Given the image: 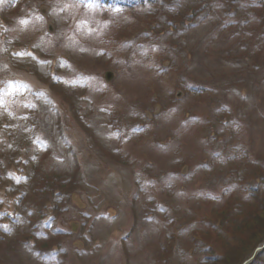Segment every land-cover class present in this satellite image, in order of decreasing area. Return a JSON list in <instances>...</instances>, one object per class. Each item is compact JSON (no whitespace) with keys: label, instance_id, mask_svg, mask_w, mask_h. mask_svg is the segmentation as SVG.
<instances>
[{"label":"rangeland","instance_id":"rangeland-1","mask_svg":"<svg viewBox=\"0 0 264 264\" xmlns=\"http://www.w3.org/2000/svg\"><path fill=\"white\" fill-rule=\"evenodd\" d=\"M26 1L28 5L21 6L37 8L35 17L44 21L43 29H32L37 25L28 19L27 26L24 21L19 20L25 13L24 9L14 14L3 12L6 13L4 22L7 26L14 24L15 27L10 33L16 42L13 52L18 56L22 54L30 57H27V63L19 62L22 66L27 64L25 69H16V74L23 80H17L8 73L6 75L13 78L11 85L19 81L20 84L26 82L39 89L43 97H54L51 104L40 105L54 113L49 122L50 129L54 125L53 134L59 133L57 122L63 133L61 132V139L59 136L58 144H54L51 152L47 153L49 155L43 154L44 162H37L40 153L37 152L32 136L39 134V127L36 126L37 131L30 125L33 115L29 113V107L21 106L26 105V100L19 98L13 101V89L5 87V100L0 101V141H4L11 151H4L5 145L0 143V156L3 158L0 172L3 171L4 164L13 158L15 164L10 168V173L15 178H19L22 173L28 174L31 165L40 168L37 182L40 186L47 178L51 181L58 180L54 173L64 177L63 194H71L72 199L61 213L60 208L52 210L57 218L56 228L51 235H63L56 239L53 249L59 250L61 245L66 248L65 251L61 250L65 262L57 264H208L204 261L209 248H212L211 256H220L218 262L229 255L223 264H236L237 258H248L259 244L264 243V200L259 197L260 200L255 201L261 208L253 215V223L248 224L249 227L242 226V234L236 226L244 219L237 214L241 211L238 209L247 205H237L236 201L230 202L229 198L246 193L254 182L261 179L257 176L260 175V169H256L258 173L251 178L248 175L253 172L249 171L253 167L250 160L254 161L255 154L264 149V103H261L264 101V76L251 75L256 58L264 61V48L258 44L253 30L259 25L258 20L240 26L239 30L228 28L223 25L226 18L235 21L247 17L245 10L234 13L233 1L183 0L181 7H192L196 11H191L186 17V25L189 26L185 27L183 34L186 36L188 52L185 56L188 62L185 61V65L190 64L193 69L188 77L177 76L175 67L166 76L150 74L143 64V58H135L134 63L130 62L128 72L121 76L117 74L111 84H107L109 89L104 88L102 83L93 82V91L100 93L101 97L90 91L78 95L75 93L70 104L57 97L50 87L55 86L53 82L57 78L60 81L64 70L57 68V65L62 56L68 59L64 44L71 36L65 30L60 35L58 28L52 35L47 34L50 38L43 41L40 40V30L45 33L49 22L58 26L53 21L55 16L59 17L60 27L72 26L76 30L81 22L78 16L85 12L82 7L67 0H24L23 3ZM214 1L228 7V12L233 13L222 17L224 10L218 9V18L213 12L216 9L212 4ZM13 5L15 4L10 7ZM42 6H49L46 19L39 13ZM61 7H70L74 14L70 10L69 14L62 13ZM261 13L264 16V9ZM89 18L91 22L87 21ZM159 18L155 22L165 26L172 24L170 17ZM183 19L185 20L184 15L179 14L175 21ZM66 20H69L68 25L65 24ZM84 27L87 38L69 42L66 50L72 61H82V80L87 81L89 73L100 64L98 57L106 36L111 35L114 29L102 22L101 13H94L90 17L87 15ZM5 31L0 25V33L5 34ZM81 36L78 35V39ZM27 47L32 54L24 51ZM44 47L50 48L47 56L42 54ZM11 58L17 60L14 55ZM5 61L7 62L6 58ZM46 61L48 64H44ZM49 68L54 71L53 76L50 75ZM104 71L99 69L95 73L103 77ZM190 77L198 81L207 79V86L215 88L213 94L207 91L204 97L198 99L197 93H193L192 87L190 88ZM71 78L75 83L76 76L73 73ZM71 78L64 75L61 82L64 84ZM65 88L62 85L60 89ZM223 91L227 93V97L222 98ZM217 96L221 98L219 103L214 101ZM233 101L243 105L233 107ZM156 104L162 106L163 112L148 123L144 113H153ZM2 105L7 106L11 114ZM55 106L58 107L56 113ZM156 107L160 110L158 105L155 109ZM222 110L230 116H224ZM117 114L123 121L129 119L127 122L132 127H140L146 122L150 127L147 130L145 126V132L136 129L137 134L126 142L124 149L130 161H134L129 165L134 171V174L130 172V179L141 172L146 177L147 182H144L149 184L147 193L139 192L138 197L133 193L138 190V186L128 180L119 181L116 178L120 175L119 169L111 166L112 163L107 160L110 159L109 156L104 154L115 150V147H121V131H112L107 122ZM43 115H47V112ZM59 115L61 116L58 118ZM19 116L22 117L17 122L16 117ZM22 120L24 122L21 124ZM236 120L240 122L239 125L233 124ZM135 122L136 126L133 124ZM42 128H47V125ZM61 142L64 144H60ZM36 155H39L38 158L31 160ZM184 165H188V170L182 174ZM100 170L104 173V180L98 183ZM0 178L8 179L4 173H0ZM15 188L16 186L7 188L6 185L3 188L0 185V192L3 196L13 198L17 194ZM152 190H155L157 198L154 211L151 209L153 203L149 202L148 197ZM229 191L234 193L229 195ZM114 192L116 194L112 195ZM74 194L78 196L73 198ZM111 195L113 200L110 199ZM28 196L27 203L36 208V203ZM6 197H2V203L18 210V197ZM24 202L23 205L26 206ZM122 203L125 208L118 210L117 206ZM224 209L230 211V215L222 220L221 213ZM233 210L236 214L232 213ZM48 211L46 204L44 212ZM149 214L153 216H148ZM237 216L240 218L237 219ZM73 222L79 224L77 232L72 231ZM196 229H211V236L205 238L209 245L202 240L204 233L198 234ZM63 230L69 232L63 233ZM10 238L15 240L14 235ZM31 240L37 246L38 239ZM2 243L7 242L0 239V247ZM77 243H83L84 249ZM6 250H0V264H47L35 259L33 251L29 252L21 243H11L10 250ZM262 250L259 251V258L264 260ZM261 259L256 264H260Z\"/></svg>","mask_w":264,"mask_h":264},{"label":"trees","instance_id":"trees-1","mask_svg":"<svg viewBox=\"0 0 264 264\" xmlns=\"http://www.w3.org/2000/svg\"><path fill=\"white\" fill-rule=\"evenodd\" d=\"M261 1H263V0H261ZM259 14H262L261 12L259 13ZM262 16H263V14H262ZM263 18H264V16H263ZM256 30V35H257V41H258V44L259 45H262V47L264 48V21L261 23V25L259 26V28L257 29H255ZM260 48V47H259ZM261 49V48H260ZM264 65V61L262 60V59H260V58H256V60H255V64H254V66H255V68H253V70H255V71H259L260 70V68L262 67ZM251 71V75L252 74H257L258 75V73H256L255 71ZM184 71H185V69H184ZM257 75H255V76H257ZM200 87V86H199ZM201 88V87H200ZM202 89V88H201ZM203 90V89H202ZM207 90V88H205L204 89V91H206ZM260 169V168H259ZM261 171H262V173H264V170H262V169H260ZM263 200H264V198H263ZM230 201H234L232 198L230 199ZM245 208V209H244ZM244 208H240V209H238V210H241L237 215H239V216H241V219H244L243 221H242V223L241 222H239V224L236 226V228L238 227V229H239V231L243 234L244 233V228L242 227L243 225L245 226V227H249L248 226V224H251V223H253V219H252V217H253V215L255 214V213H258V211H259V209L258 208H261V205L260 204H252V205H247V206H245ZM226 209V208H225ZM224 209V210H225ZM222 210L223 212L221 213V215H223V218H222V220H225L230 214L228 213V212H230V211H228V210ZM264 211V210H263ZM232 213L233 214H236V212H235V210H233L232 211ZM239 216H237V219L238 218H240ZM211 229H207V230H205V231H200L199 232V234H203L202 235V237H204V238H209L210 236H211ZM209 240V239H208ZM259 240H257L256 242H258ZM255 242V243H256ZM258 243H260V241L258 242ZM257 243V244H258ZM257 246V245H256ZM255 246V247H256ZM211 253V250H209V254ZM210 256H211V254H210ZM228 254H227V258H228ZM226 258V259H227ZM219 259H220V257L218 258V259H213V260H209L208 261V264H220V263H224L225 261H226V259H224V260H222L221 262H218L219 261ZM238 260L235 262L236 264H243V262H244V260L245 259H247V258H237ZM217 262V263H216Z\"/></svg>","mask_w":264,"mask_h":264}]
</instances>
